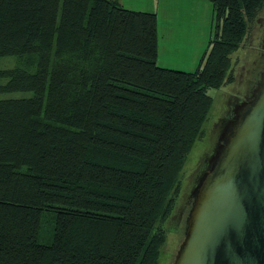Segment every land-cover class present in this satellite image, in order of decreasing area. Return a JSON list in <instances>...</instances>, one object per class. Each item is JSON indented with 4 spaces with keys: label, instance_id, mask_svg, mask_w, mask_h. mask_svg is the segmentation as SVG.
Instances as JSON below:
<instances>
[{
    "label": "trees",
    "instance_id": "1",
    "mask_svg": "<svg viewBox=\"0 0 264 264\" xmlns=\"http://www.w3.org/2000/svg\"><path fill=\"white\" fill-rule=\"evenodd\" d=\"M189 72L157 64L155 13L117 0H0V264H158L179 174L264 0H207ZM53 215L51 243L38 237Z\"/></svg>",
    "mask_w": 264,
    "mask_h": 264
},
{
    "label": "rangeland",
    "instance_id": "2",
    "mask_svg": "<svg viewBox=\"0 0 264 264\" xmlns=\"http://www.w3.org/2000/svg\"><path fill=\"white\" fill-rule=\"evenodd\" d=\"M123 8L156 14L157 63L173 70H194L207 50L213 36L215 19L212 4L207 0H118ZM193 56L196 61L193 62ZM192 58V59H191ZM35 58H0V71L23 68L34 71ZM264 62V6L254 21L248 24L246 39L231 56L233 81L218 90H210L212 105L203 124L202 139L196 141L188 153L179 174V194L162 229L164 243L158 264H171L182 240L194 192L213 164L225 131L237 119L238 111L249 93L250 84ZM162 67V66H161ZM166 68V67H164ZM6 80L0 79V85ZM31 93H0V99H27ZM53 215H45L38 242L50 244Z\"/></svg>",
    "mask_w": 264,
    "mask_h": 264
},
{
    "label": "water",
    "instance_id": "3",
    "mask_svg": "<svg viewBox=\"0 0 264 264\" xmlns=\"http://www.w3.org/2000/svg\"><path fill=\"white\" fill-rule=\"evenodd\" d=\"M195 192L171 264H264V62Z\"/></svg>",
    "mask_w": 264,
    "mask_h": 264
},
{
    "label": "crops",
    "instance_id": "4",
    "mask_svg": "<svg viewBox=\"0 0 264 264\" xmlns=\"http://www.w3.org/2000/svg\"><path fill=\"white\" fill-rule=\"evenodd\" d=\"M118 1V0H117ZM119 2V1H118ZM120 4V3H119ZM121 5V4H120ZM122 6V5H121ZM123 7V6H122ZM150 13H153V12H150ZM157 37H158V26H157ZM158 46V45H157ZM192 59V58H191ZM196 61V57L195 56H193V62H195ZM158 64V63H157ZM159 65V64H158ZM160 66H162V67H166L167 68V66H164V65H160Z\"/></svg>",
    "mask_w": 264,
    "mask_h": 264
}]
</instances>
